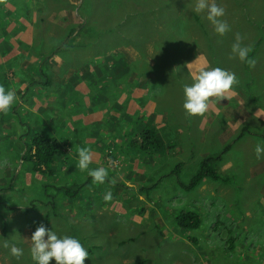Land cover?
Masks as SVG:
<instances>
[{
    "label": "rangeland",
    "instance_id": "374dc122",
    "mask_svg": "<svg viewBox=\"0 0 264 264\" xmlns=\"http://www.w3.org/2000/svg\"><path fill=\"white\" fill-rule=\"evenodd\" d=\"M7 1L0 0V11L4 10L9 16L18 11L21 18L16 23L3 25L7 29L3 41H8L0 48V66L9 73L5 78L0 75V84L13 89L18 101L7 113L0 114V187L3 179L19 176L20 180H12V184L17 187L24 180L22 185L27 192L19 199L18 190L11 194L16 210L6 213L4 207H0V264H34L30 240L41 224L54 229L58 235L79 238L89 252L84 264H264V157L257 159L255 153L257 143H264V125L257 126L255 136L247 140L246 134L241 136L245 150L229 153L224 161L215 164L219 180L206 179L203 185L188 191L183 184H189L198 172L206 158L205 150H214L215 154L220 151L219 146L212 147L208 142L207 129L203 133L213 111L190 117L192 127H183L178 124L185 119L183 88L178 83L157 92L158 105L156 99L144 101L146 87H136L132 92L126 76L105 86L106 83L94 75L97 60L114 52V47L139 57L140 51L134 44L143 43L151 20L160 19L181 33L186 22L185 33L194 32L197 28L193 18L197 14L193 11L195 0H82L75 6L80 16L71 18L67 12L61 13L70 9L68 0H21L15 11L12 6H6ZM217 2L225 7L223 19L231 25V31L219 36L207 20L206 12L197 14L212 32L213 47L208 55L218 65L236 73L237 84L245 95L241 96L232 88L237 96H228L233 98L231 102L234 99L241 102L238 107L241 114L248 117L253 112L263 110L264 113V42L259 43L255 65L249 69L231 55L237 34L243 37L242 43L252 49V41L264 36V0ZM36 13L39 18H33ZM2 15L0 13V17ZM28 16L32 18H26ZM157 26L160 27L159 22ZM73 28L79 29L76 34H71ZM68 33L71 38L67 45L76 44L78 48L68 49L65 44ZM61 40L68 53V65L65 71L54 72L55 67L50 68V63L58 62L61 56L53 54V47ZM200 41L203 43V39ZM92 43H95L94 48L89 46ZM147 47L152 53L153 47ZM201 50L207 51L203 47ZM204 53L188 61L186 67L191 78L195 74L193 68L201 67L200 58ZM43 56H48L45 63ZM206 61L205 68L218 66L207 58ZM28 66H34V74L28 72ZM41 67L45 75L41 74ZM182 71L169 72V75L163 71L159 78L182 80L185 79ZM46 81H50L49 86L43 84ZM250 81L255 84L248 90ZM27 82L31 83L30 88ZM36 104H40L39 108H33ZM157 111L159 115L153 122L163 141V150L152 159L141 152L132 162V157L122 162L123 155L115 156L119 145L114 133L127 129L131 122L128 117L135 112L149 118ZM241 121H244L243 116ZM222 130L221 126L217 127L214 135L219 136ZM43 131L65 145L62 158L65 162L58 166L61 173L50 183L80 187L72 189L77 191L75 198H67L65 205L58 206V216L51 218L48 225L43 219L46 211L43 209L50 206L44 208L40 202H35L36 210L31 209L32 199L41 196V187L37 178L27 174L20 152L24 142L21 136L28 133L24 139L29 142ZM191 136L197 143L195 147L194 142L189 145ZM133 137L126 135V138ZM82 146L92 150L90 167L109 168V179L103 185H93L91 177L76 168V152ZM177 164H182L179 173L174 172ZM227 168L228 171H224ZM25 178H28L26 182ZM67 179L71 181L67 183ZM140 184L146 185L143 193L138 192ZM94 191L99 193L93 194ZM108 191L112 193L110 201L104 199ZM6 198V194L0 195V201ZM188 212L200 216L199 228L186 230L178 226L179 217ZM5 216L10 222L8 236L2 221ZM19 234L23 245L10 240ZM5 240L24 249L19 261L2 247ZM50 264H55V260Z\"/></svg>",
    "mask_w": 264,
    "mask_h": 264
},
{
    "label": "trees",
    "instance_id": "16d2710c",
    "mask_svg": "<svg viewBox=\"0 0 264 264\" xmlns=\"http://www.w3.org/2000/svg\"><path fill=\"white\" fill-rule=\"evenodd\" d=\"M11 3V1H7ZM2 4L4 1L1 2ZM11 9V7L9 8ZM12 10V9H11ZM0 13L3 15L0 17V41H3V38L5 35H7V29L4 28L3 25H6L8 22L13 21L16 23V20L18 19H8L5 15L4 10H1ZM17 16L18 14L14 12ZM14 13H10L11 17H14ZM199 14V13H197ZM195 15V25L197 28L194 32H191L189 34H186V22L183 23V27H181V31L184 33L178 32L177 29L172 28L170 24H163L162 21L159 19L157 21L151 20L149 22L150 31L149 34L145 33V40L142 42L137 41L136 44H134L135 49L140 51V56L138 57L137 54H130L128 52L124 53L122 51L116 50V47H114V52H111L108 56H101L99 60H97L96 63V69L94 71V75L101 78L103 82H105V86H110L112 84H115L117 79L120 76L129 78L127 81L131 86H128L131 88L130 90L135 91L136 87H146V95L143 98L144 101H148L150 99H156L158 105L160 102V98L157 96V92L161 90L168 89V87L174 83H178L183 88L184 84H191L192 78L190 77V73L187 70L186 65L189 63V60H192L197 56V54H203L204 50H201V48H205L207 51L205 56L208 60L212 61L213 65H218L213 57H210L208 55V50L212 48L211 43V34L210 29L206 28L203 21L200 19V15ZM2 21V22H1ZM179 21V20H178ZM160 23V27L157 26V23ZM177 22V21H175ZM155 23V24H154ZM79 29L73 28L71 30V34H76V32ZM71 35L67 34V42H69V39ZM220 38V37H219ZM203 39V43L200 41ZM8 40L4 39V41L0 44V48H2V44H6ZM264 42V36L260 35L258 40L252 41L254 43V47L252 51L249 53V58L254 60L256 57V54L258 52L259 43ZM23 43V42H21ZM186 44L184 47H180L183 44ZM249 43V42H248ZM95 44V43H94ZM63 41H58L53 47V54H59L63 59H65V62H68V53H65V48ZM148 45H151L153 47L152 53L148 52ZM179 45V46H178ZM197 54L195 50H197ZM42 54V53H41ZM44 55V54H43ZM4 56V55H1ZM48 57V56H47ZM45 58L43 56V63L46 62L48 58ZM191 57V58H190ZM127 64V67L124 65ZM246 67L249 69V65L247 63ZM68 65V64H67ZM131 65H134L131 67ZM43 66V65H42ZM219 67H222L218 65ZM1 68L4 69V71H1ZM30 68V69H29ZM34 66H28V72L33 73L34 72ZM223 68V67H222ZM70 69V67H68ZM183 70V71H182ZM166 71V73L169 75V72L171 74H177L178 71H182L184 74L185 79H178L176 81L174 80H168L162 79V77L159 78L160 74ZM40 72L42 75H45L46 72L44 71L43 67L40 68ZM9 73V72H8ZM6 72V68L3 66H0V75H2L4 78L8 74ZM34 74V73H33ZM140 78V79H139ZM146 78L145 83L142 82ZM19 79V78H18ZM21 79H19L20 81ZM28 83V88L31 87V83ZM50 81H46L43 84L45 86H49ZM252 84H255L254 82H247L248 90L251 89ZM135 88H134V87ZM27 88V90H28ZM233 88L238 90V92L241 94V96H244L245 93L241 91L242 87L241 85H234ZM250 98V96H248ZM184 99V97H183ZM143 102V101H141ZM159 112H153L152 115L149 118L144 117V115H139L140 113L135 112L130 117H128V121L130 120V124L128 123L127 129L121 128L117 132L114 133V136L117 140L116 144L119 145L118 149L115 151V156L118 157L120 155H123V161L127 162L130 161L129 158L132 157L131 162L134 158L139 156L141 152H146L147 157L149 159H152L155 157L160 150H163V141L161 140V137L158 135V128L156 124L153 122V119L155 116H157ZM161 114V113H160ZM159 115V114H158ZM162 115V114H161ZM164 115V114H163ZM166 115V114H165ZM167 116V115H166ZM199 116V115H198ZM190 117L194 116H188L185 113V119L182 120V122H179V125H183V127L190 128L192 127ZM170 119V116L168 115V121ZM141 123V124H140ZM177 123V122H175ZM175 123H168V125L173 126ZM167 124V123H166ZM187 128H185L187 130ZM254 128L250 125H245L241 132L239 133V137L243 136L244 134L251 133V131ZM185 130V131H186ZM46 132L43 131L41 133H38L34 135V137L27 142V140L24 139L28 133L24 134V137L21 136V140H24L22 142L23 148L20 149L21 154V160L25 163L26 172L31 173L33 178H37V184L41 188V196L40 198H34L32 199L31 203L33 205L31 206V209L34 211L36 210L37 206L35 202H40L44 208L51 207L50 209H43L45 211V216L43 217L45 225H48L51 221V218L54 219V217L58 216V211L56 210L58 206L65 205L67 198L73 199L75 197L74 194L77 193V191H73L72 189H80L78 184H74L71 187H68L67 185H53L51 184V180L55 181L57 180V177L60 175L59 171V165L64 164L65 161L62 160L63 155L65 153V145L61 144L57 138L45 134ZM127 133L130 134V136H134L133 138H126ZM205 133V132H203ZM194 137L191 136V139L189 140V143L194 142L192 145L195 147V141H193ZM183 141L179 144L181 145ZM191 143L189 145H191ZM115 144V143H114ZM201 144V143H200ZM179 145H176L177 147ZM197 145V143H196ZM231 145L227 146L226 148H222L220 151H218L215 154V151L213 150H205L204 156H206L205 159L200 163V168L198 172L195 174L193 179L189 184H183L184 189L188 191H193L196 188L203 185L204 181L207 179L219 180V173H217V168L215 164H218V161L224 160L226 155L229 154L231 150ZM192 148V146H191ZM169 152V149L167 150ZM135 154V155H134ZM215 154V155H214ZM182 167V164H177L175 167V173L180 172ZM173 174V173H172ZM25 176V175H24ZM8 178V179H7ZM3 179L2 186L0 187V195L6 194V200L3 202L0 201V207H4L6 213H9L10 211L16 210V205L14 204V199H12V193H16L17 198H22L23 195L26 194V187L25 185H22L24 180L21 184H18L16 187L15 184H12L15 179L20 180L19 176L16 177H7ZM7 179V180H6ZM50 179V181H48ZM28 180V178H25V182ZM70 179H67V183H69ZM33 181V180H32ZM4 184V185H3ZM22 185V186H21ZM146 185L140 184L138 192L143 193L145 191ZM99 193V192H97ZM95 191L93 194H97ZM148 196V195H147ZM146 196V197H147ZM10 198V199H9ZM12 201V202H10ZM51 210V211H50ZM2 221H4V231L9 235V224L8 217H3ZM179 224L178 226L180 228L186 229V230H193L197 229L201 225V218L198 214H195L193 212L184 213L179 217L178 220ZM19 232L21 233V228L18 227ZM14 231V230H12ZM14 243H18L19 245H23L24 242L22 240L21 234L17 236V238L13 239L11 238ZM142 264V263H139Z\"/></svg>",
    "mask_w": 264,
    "mask_h": 264
},
{
    "label": "clouds",
    "instance_id": "9594fccd",
    "mask_svg": "<svg viewBox=\"0 0 264 264\" xmlns=\"http://www.w3.org/2000/svg\"><path fill=\"white\" fill-rule=\"evenodd\" d=\"M195 13L206 12L207 20L212 24L214 32L224 36L231 31V25L223 17L226 10L217 0H195ZM243 37L237 34L231 45V55L250 67H254L255 61L249 58L252 51L250 46L242 43ZM191 71V70H189ZM236 73L222 67H201L195 69L191 84L183 85V109L188 116L205 114L210 106L211 98L221 99L229 96L227 93L238 83ZM18 101L16 92L0 84V114L7 113ZM256 158L264 157V143H257L255 147ZM93 153L90 147L82 146L77 149L75 166L91 177L93 185H103L109 179V168L90 167ZM114 183V181H110ZM106 201L112 200V193L108 191L104 195ZM30 255L34 264H50L54 259L55 264H84L89 252L75 236L58 235L54 229L46 228L41 224L31 236ZM8 249L10 255L17 261L24 255V249L10 244L5 240L2 244Z\"/></svg>",
    "mask_w": 264,
    "mask_h": 264
},
{
    "label": "crops",
    "instance_id": "0c3cea01",
    "mask_svg": "<svg viewBox=\"0 0 264 264\" xmlns=\"http://www.w3.org/2000/svg\"><path fill=\"white\" fill-rule=\"evenodd\" d=\"M20 1L21 0H11L10 4L8 2H6V6L7 7H9V5L12 6L14 9L13 11H15L16 6ZM46 1H48V0H46ZM53 1H56V0H53ZM68 1L70 2V6L68 5L70 9L68 11H63L61 13L63 15H65V13L67 12L68 14H70L68 16L69 18L77 17V15H79V13L76 11L75 6L77 5V3L82 2V0H68ZM68 1H67V3H68ZM16 13L18 14V16L14 15V17H11V16H9V14H6L4 16H6L8 19H13V18L19 19V18H21V17H19L20 16L19 12L16 11ZM26 18H32V17L28 16ZM33 18H39V14L36 13L35 17H33ZM12 22L13 21H10L6 25H8L9 23H12ZM93 44L94 43H92L89 46L91 47ZM66 46H68L69 50L78 48V46L76 44H73V45L72 44H68V45L66 44ZM63 48H65V47H63ZM91 48H94V45ZM61 58L59 59L58 62H55L52 64L50 63V66H49L50 68L55 67L54 68L55 70H53L54 72L65 71L64 68L67 64L65 62V59H63V58L61 59ZM200 59H201V67H204L205 64L207 63L206 56H203ZM193 69L195 72L196 68H193ZM81 77L84 78L85 77L84 74H81ZM53 79H54V77H53ZM227 95L233 96V97L237 96L233 92V90H230L229 93H227ZM230 99L232 100L233 98H231V97H229V99L224 98V99H221L220 101L218 100V98H211L212 102L210 103V106H209L207 113H209L210 111L211 112L213 111V113H210L211 116L209 114L210 117L206 121V126H205L203 132H205L207 129V131H208V135H207L208 142L210 144H212V147L219 146L220 147L219 150H221L222 148H226L227 146L231 145L232 147H231V150L229 152H230V154H233V153L242 152L243 150H245V146L243 143L244 140L241 139V136L239 137V133L241 132L242 128L245 125H249V126L251 125L254 128L251 131V133L246 134V136H247L246 140L248 138L255 136L256 127L257 126L262 127L264 125V113H263V110L260 112H253L252 114L248 115V117H247L243 113L241 114V111L238 109L239 105H241V102L240 101L234 102L236 99H234V101L231 102V101H229ZM39 106H40V104H36L35 107H33V108H36V107L39 108ZM241 116L244 117V121H241ZM219 126H221V129H223L222 132L219 134V136L214 135L213 131ZM225 159H226V157H225ZM224 160H220V161H224ZM220 161H218V162H220ZM228 169L229 168L225 169L224 171L227 172ZM231 171H233V173L236 172L233 169ZM255 171L259 172L258 169H256Z\"/></svg>",
    "mask_w": 264,
    "mask_h": 264
}]
</instances>
